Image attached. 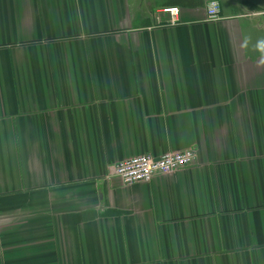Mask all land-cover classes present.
Instances as JSON below:
<instances>
[{"label":"crops","instance_id":"1","mask_svg":"<svg viewBox=\"0 0 264 264\" xmlns=\"http://www.w3.org/2000/svg\"><path fill=\"white\" fill-rule=\"evenodd\" d=\"M0 264H264V0H0Z\"/></svg>","mask_w":264,"mask_h":264},{"label":"built area","instance_id":"2","mask_svg":"<svg viewBox=\"0 0 264 264\" xmlns=\"http://www.w3.org/2000/svg\"><path fill=\"white\" fill-rule=\"evenodd\" d=\"M164 13L173 17L172 23L174 24L179 10L167 9ZM207 14L208 21H219L220 3L211 1L207 7ZM195 161L196 153L193 149L167 152L157 157L146 154L119 162L111 168V176L119 178L125 186L149 183L158 176L171 175L189 168Z\"/></svg>","mask_w":264,"mask_h":264}]
</instances>
